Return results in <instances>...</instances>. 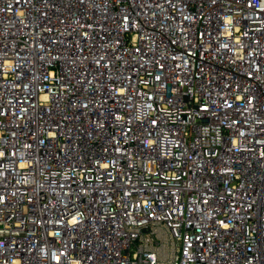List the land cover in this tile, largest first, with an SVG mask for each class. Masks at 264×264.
Returning a JSON list of instances; mask_svg holds the SVG:
<instances>
[{
	"label": "built area",
	"instance_id": "1",
	"mask_svg": "<svg viewBox=\"0 0 264 264\" xmlns=\"http://www.w3.org/2000/svg\"><path fill=\"white\" fill-rule=\"evenodd\" d=\"M0 264H264V0H0Z\"/></svg>",
	"mask_w": 264,
	"mask_h": 264
}]
</instances>
